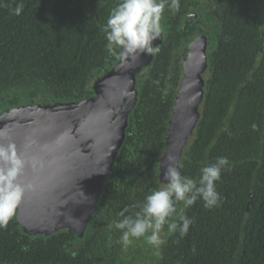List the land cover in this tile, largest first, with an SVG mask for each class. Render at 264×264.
I'll return each mask as SVG.
<instances>
[{
	"label": "trees",
	"instance_id": "1",
	"mask_svg": "<svg viewBox=\"0 0 264 264\" xmlns=\"http://www.w3.org/2000/svg\"><path fill=\"white\" fill-rule=\"evenodd\" d=\"M118 3L0 0V109L7 97L11 105L19 104L21 92L29 94L28 99L40 95L57 103L86 99L87 78L109 57L102 29ZM18 4H23L19 16L12 14ZM236 16L234 27L226 31L214 54L198 146L184 168L195 178L203 166L227 157L229 165L216 185L221 202L207 209L198 200L184 209L194 222L185 237L174 233L165 264H264V168L254 172L256 154L264 161V57L245 84L264 45V30L259 31L253 9L240 8ZM161 60L157 57L151 66L109 178L115 190L119 172H124L121 180L128 187L122 201L129 203L136 201L131 200L133 188L138 204L143 200L145 190L138 192L135 186L143 187L150 179L179 84L167 78L168 66ZM17 225L14 217L0 228V264H106L100 252L89 249L83 256L74 248L71 231L32 240Z\"/></svg>",
	"mask_w": 264,
	"mask_h": 264
},
{
	"label": "water",
	"instance_id": "2",
	"mask_svg": "<svg viewBox=\"0 0 264 264\" xmlns=\"http://www.w3.org/2000/svg\"><path fill=\"white\" fill-rule=\"evenodd\" d=\"M153 56L119 61L96 82L94 97L81 103L50 100L45 105L40 95L32 102L22 92L19 104L11 105L6 98L0 109V144L14 143L26 161L19 178L26 191L15 217L23 236L49 239L73 230L79 241L84 238L98 211L105 178L126 138L130 115L139 104L140 76ZM263 57L264 45L245 84ZM210 67L204 48L200 55L187 58L159 155L156 181L163 186L167 157H175L182 172L184 150L190 151L198 138Z\"/></svg>",
	"mask_w": 264,
	"mask_h": 264
},
{
	"label": "flooded vegetation",
	"instance_id": "3",
	"mask_svg": "<svg viewBox=\"0 0 264 264\" xmlns=\"http://www.w3.org/2000/svg\"><path fill=\"white\" fill-rule=\"evenodd\" d=\"M118 1L121 2V0ZM179 4L180 7L178 11H172L166 7L163 18L161 20V24L163 27V31L161 34L162 38L154 41V45L159 46V51L154 54L152 61L148 64L147 70L144 71V73H142V75L140 76L141 83H139V85H137L136 87L137 90L140 89L142 93V89L146 81L150 78L151 66L156 58L160 57V59H162L161 63L166 65V67L168 66V69L166 68L168 72L167 78L174 81L176 79L179 80V84L177 85L176 90L173 94L174 96L172 98V105L175 96L179 94L182 89V84L184 81L183 73L185 70L187 58H189L190 56H192L193 58V55H200L203 48L205 49L206 53L208 52L211 63L210 74L207 78L208 93V81L211 79V75L213 73L214 54L218 50V48L221 47L220 44L224 40L226 31H229L230 27H234V20L237 18L236 13L239 12L240 8L246 11H251L253 9L258 18L259 31L264 30V0H179ZM107 55H109V57L105 59L101 67L93 71V73H91L87 78L88 80L86 81V90L88 94L85 95L86 99L83 98L81 100H75V102L81 103L85 100L93 98L96 93V82L105 74H107L109 70L119 62V60H117L109 52ZM172 86L174 85L172 84ZM33 96L36 95L34 94ZM43 97H45V99L43 100L45 105L51 103L48 99L49 97ZM31 99L33 102H35L37 100V97H35L34 100L33 98ZM204 108L205 106L202 109V116L199 121L198 133L201 127V120L204 117ZM171 117L172 114L170 108V115L166 122L167 124L171 120ZM165 140L166 137H164L163 139L162 147L158 151L155 164L151 172L149 173L150 179H148L147 183H145V186L143 187L135 186L138 192H142L143 189L145 190V192H143V200H141L140 204H138L137 202L138 193L134 188L133 198L131 197V200L133 199L136 201L129 203L125 198V201H122V196H124L128 187L127 182L121 180L124 172H119L117 181L118 186L115 190L109 186V178L113 173L121 149L119 150L115 164L109 175H107L105 178L104 190L100 196L98 211L95 214L93 222L84 238L79 241L77 234L73 230H71V232H73L74 234L72 245L74 248L78 249L80 253L83 254V256L86 255L89 249H93L103 255V260H105L106 264H165V255L169 249L171 240L174 235V233L168 232L167 225H165L164 229L161 232V237L165 242L158 248L148 245L143 238L139 240L134 239L131 245L125 247L119 242L121 236L120 230L115 229L114 227H110L113 221L123 218L119 214L124 209H130V211L128 213H125V215L131 214V212L134 211H139V207L133 208L132 206L142 205L147 195H149L154 190L164 187L160 181L157 182L156 180H158L157 173H159V155L161 154L165 146ZM198 140L199 139L197 138L190 151L184 150L183 153L184 163L182 164V174L190 178L194 177L191 175H187L186 172H184L185 163L189 159H193V152L198 146ZM210 150L211 146H209L206 150V160H209L208 155H210ZM257 152H259V150H257ZM260 156V153L256 154L257 160L255 162L258 165L257 168H255L254 172L263 171L264 161L259 159ZM238 165L241 166L243 164L240 163ZM199 175L200 171L197 172V175L194 179L198 178ZM116 197H118L119 199H116ZM252 199L253 195L251 194L249 196V204L252 203ZM176 207L177 212H180L181 209H183V204L178 203ZM169 219L170 222H178L179 216L174 215ZM89 233L93 234V236ZM86 260L90 262L92 258L87 257Z\"/></svg>",
	"mask_w": 264,
	"mask_h": 264
},
{
	"label": "clouds",
	"instance_id": "4",
	"mask_svg": "<svg viewBox=\"0 0 264 264\" xmlns=\"http://www.w3.org/2000/svg\"><path fill=\"white\" fill-rule=\"evenodd\" d=\"M166 7L178 11L179 0H121L111 10L102 29L108 42L107 51L122 63L136 60L141 54L154 55L159 51L154 41L161 38V20ZM22 11L23 4H18L12 14L19 16ZM167 160L166 186L152 191L142 205L132 206L139 207V211L125 215L130 209H124L119 214L123 218L110 225L120 230L119 242L125 247L141 238L148 245L160 247L165 242L161 237L165 225L169 233L178 232L183 238L194 222L184 214V209L198 200H202L207 209H213L221 202L216 185L229 165L227 157H217L214 163L203 166L196 179L182 174L175 157L169 156ZM25 166L26 161L14 143L0 144V228L6 227L15 217L25 194L26 187L19 182ZM178 203L183 204L180 212H177ZM174 215L179 216L178 222H170L169 218Z\"/></svg>",
	"mask_w": 264,
	"mask_h": 264
}]
</instances>
